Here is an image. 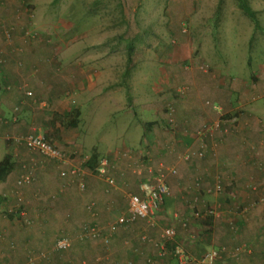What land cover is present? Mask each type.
Returning a JSON list of instances; mask_svg holds the SVG:
<instances>
[{
    "label": "crops",
    "instance_id": "1",
    "mask_svg": "<svg viewBox=\"0 0 264 264\" xmlns=\"http://www.w3.org/2000/svg\"><path fill=\"white\" fill-rule=\"evenodd\" d=\"M158 2L93 0L82 10L78 1H32L36 23L45 21L47 26L39 39L29 37L26 42L18 29L10 43H0H5L0 50V135L25 132L24 126L13 128L10 123L16 107L18 119L31 124V133L42 134L65 154L79 153L78 148L84 147L96 154V166L106 160L105 175L116 183L109 189L88 168L86 174L73 175L63 165L59 169L66 173L63 179L84 183L79 195L66 192L60 200L78 219L68 221L73 234L86 220L103 225L112 222L124 212L125 193L142 198L143 179L150 181L153 174L163 172L167 194L162 214L172 213L174 225L157 223L155 214L154 226L137 220L129 227H119L112 237L111 257L96 264H151L148 258L156 259V250L140 236L158 240L166 227L175 229L174 242L195 257L205 249L224 247L222 259L215 264H264V127L255 114L258 90L242 78L225 81L221 69L242 66L225 56L219 62L223 64L215 65L211 53L204 52L200 58L209 66L207 70L196 69L198 60L192 58L194 50L190 48L195 42L192 36L184 33L170 41L176 33L164 24L161 4L174 7L167 15L174 28L180 1ZM193 2L188 1L184 9L191 8ZM24 3L0 0V19L20 26L18 22L29 18L21 12ZM73 7L79 23L74 15L69 18ZM250 8L256 19L264 12L260 7ZM186 16L193 24L192 31L197 27L200 40L211 38L213 15L202 17L194 11ZM201 18L203 26L199 25ZM83 19H88L85 26L91 24V30L76 34ZM55 36L60 37L59 46L49 40ZM130 39L139 41L129 44ZM167 42L175 46L168 47ZM185 46L190 49L189 56ZM254 61L264 68V62ZM187 62L192 69L180 66ZM184 84L189 88L181 92ZM58 119L65 120L67 130L56 129ZM216 121H220L218 127ZM105 122L110 125L107 129L103 128ZM31 154L47 160L39 153ZM143 156L148 158V167L142 164ZM38 173L43 181L46 172ZM10 175L1 182L3 196L10 190V182L5 184ZM26 194L31 195V191ZM57 209H50L43 201L29 205L31 233L1 223L0 229L10 240L18 239V248L0 247V264L21 263L26 252L43 246L54 228L51 220L63 210ZM208 211L213 215L206 217ZM83 245L74 242L71 256L93 259L94 246L86 250ZM161 260L177 264L170 256ZM55 263L61 264V260Z\"/></svg>",
    "mask_w": 264,
    "mask_h": 264
},
{
    "label": "rangeland",
    "instance_id": "2",
    "mask_svg": "<svg viewBox=\"0 0 264 264\" xmlns=\"http://www.w3.org/2000/svg\"><path fill=\"white\" fill-rule=\"evenodd\" d=\"M8 1H14V0H8ZM25 1L24 5L21 8V12L28 15L29 18L25 19L24 21L18 22L20 26L14 25V24H7L5 20L0 19V43H10V39H6V31L8 28L13 26L15 30L20 29V32L23 31H29L30 32V39L34 37L35 40L39 39L41 33H43V29L47 27L44 25L43 22L40 21L37 22L34 19V12H33V4L32 1H78L82 4L80 6L83 10V7L86 8L87 4L90 3V1L93 0H21ZM28 1V2H27ZM31 1V4L30 2ZM159 4H161V1H175V0H158ZM180 1L178 7L175 9L176 16V24L173 28V20L169 21L168 14L169 12L173 11L174 7H169L165 5V3L161 4V7L163 9V15H164V24L165 26L168 25V28L171 30V33H176V35L172 38H170V41H175L173 38H176L178 36H184V33H187L185 35L192 36V39L194 42V45H190V48L192 51L194 50V54L192 56L193 59L198 60V64H196V69L201 68L202 70H207V67L209 66V63H204V60L200 58L202 56V53L207 51L211 53L214 57L213 63L215 65L223 64L219 62H223L224 58L223 56L227 57V60H232L238 62L241 67L232 69V70H226L221 69L220 72L223 76H225L227 79L225 81L229 82L231 79L234 78H242L245 80H248L256 87V90H258L257 96L259 97V101L255 103V109L257 110L255 112L256 115H258L259 121L261 122V125L264 127V68L257 67L256 61L254 59H259L261 62H264V19L262 14L264 12H260L257 15L258 25L259 27H254V24L251 22V20L247 17L246 14L242 12V10L239 8L238 1L237 0H178ZM188 1H194L191 4V8L188 6L187 9H184L186 5H188ZM215 2V3H214ZM243 3H247L252 8H261L264 10V0H246L242 1ZM214 4V5H213ZM31 6V11L29 7ZM249 6V8H250ZM88 7V6H87ZM60 8V4L57 6V10ZM240 10H239V9ZM251 9V8H250ZM79 10V9H78ZM178 10V11H177ZM72 11V12H71ZM69 12V18H72L73 15L75 16V19L77 20V15L75 14L74 7ZM203 16L213 15V21L211 23V30H212V36L209 40H206L198 37L197 27L194 28V31H192V23L189 24V21L187 19L186 14L191 12ZM180 12V13H179ZM31 13V15H30ZM207 14V15H206ZM171 15V14H169ZM186 16V17H185ZM179 17L181 20H179ZM185 17V18H183ZM74 18V17H73ZM216 19L218 20L216 22ZM88 19H83L81 22V25L79 24V29L82 27V30L78 29V32H75L76 34H84L86 33V29L91 30V24H88L85 26V21ZM178 25H177V21ZM203 18H201L199 25L203 26ZM70 21V20H69ZM14 22V21H13ZM78 22V20H77ZM79 23V22H78ZM10 25V26H9ZM18 26V27H17ZM173 28V29H172ZM47 29V28H46ZM202 33H204V30L200 29ZM81 32V33H80ZM170 33V34H171ZM50 37L52 34H47ZM20 36H22L20 34ZM23 38V37H22ZM24 39V38H23ZM50 42L54 46H59L60 44V37H53L49 39ZM83 42V38L79 39ZM29 41V38L26 39V42ZM87 42H90L91 39L88 38L86 40ZM139 41V39H130L128 41L129 44H133L134 42ZM191 41V44L192 42ZM209 41V42H208ZM201 42V45H200ZM5 43L3 46H0V50L5 48ZM209 43V46H208ZM84 44V42H83ZM85 45V44H84ZM168 47H174L175 44H171V42H167ZM207 48V49H206ZM213 48L214 50H212ZM217 50V53L215 54ZM185 51H187L189 56V47L185 46ZM215 51V52H214ZM208 54V53H207ZM217 57V58H216ZM220 57V58H218ZM216 58V59H215ZM3 59V58H2ZM253 60V61H252ZM216 61V62H215ZM182 68L185 69H192V65L187 63H182L180 65ZM206 66V67H205ZM222 67V66H220ZM219 68V67H218ZM260 68V69H259ZM166 72V70H165ZM227 75V76H226ZM257 84H256V83ZM203 84V83H202ZM182 85V84H181ZM188 84H184L182 88H184V91L187 90L189 87ZM209 100V99H208ZM210 103V102H209ZM208 104V103H207ZM211 106H213L211 102ZM19 112L18 110L9 118L10 120L12 117H15V122L13 123L12 127L15 128L17 126H24L25 132L23 133H17V134H11L6 133L4 135H0V160L4 157V155H10L11 162L13 165V169L11 171L10 180L6 181L5 184L10 187L9 192L6 196H3L0 193V225L1 223H10L14 228L20 227V229L26 230V232L23 233H31V218L27 212L29 205H34L38 202H44L48 204V207L53 210H58L57 208L63 209L59 217L56 218V220H51L53 229L52 231H49V238L46 240L43 246H39L35 250L26 252L25 259L21 263L17 264H56L55 261L61 260V264H96L103 259L106 260V256L111 257V252H113V249H105L100 245H93V253L94 258L91 259V257H83L82 259H75L74 256H71L74 252L73 243L74 238H77V236L80 234L81 229L76 231V234L71 233V230L68 229L69 222L68 221H78L77 218H74L73 215H70V211L68 209H64L62 204L60 203V200L62 199V196L66 192H75L79 195V192H82L79 190L77 182L73 181L71 182L70 178L63 179L61 176L59 177V169L61 168V165L59 163L56 164V162H50L41 158H38L37 155L31 154L27 149H25L24 146L18 145L16 143L9 144L11 142H5L1 138L5 136H13V137H19L28 135L31 133V124H27L25 121L19 120L18 118ZM56 129H60V127L63 128V131L67 130L66 122L65 120L58 119L56 123ZM110 125H107L106 122L103 126L104 129H107ZM35 126H33L34 128ZM43 128V127H41ZM55 129V130H56ZM54 130V132H55ZM261 131L264 133V128L261 129ZM55 135V133H54ZM65 135V134H64ZM99 135V134H96ZM58 136V135H56ZM56 147V146H55ZM81 149V150H80ZM78 148L79 154L75 157H71L66 164L63 166L66 167V169L69 170V174H71V171L73 169L78 170L80 174L88 173L86 170L85 163L88 162V160L91 157L92 150L87 148ZM128 151V150H124ZM122 151V153L124 152ZM130 154H132V151L130 150ZM38 158V159H37ZM36 164V165H33ZM33 166V168H32ZM32 171V182L30 185H25L23 187H18L16 185L17 179L25 174L29 173L31 174ZM38 171H44L46 172L45 179L43 181L38 179ZM94 178L97 176L90 172ZM43 175V174H41ZM98 178V177H97ZM96 178V179H97ZM2 183L0 182V187ZM17 191V193L15 192ZM27 192L31 191V195L26 194ZM63 194V195H62ZM264 203V197H262L261 200ZM164 208L156 214V220L157 223L160 221L161 223L167 222L169 224L164 225H174V216L173 214H162L164 212ZM22 212V215L20 214ZM66 212V214H65ZM162 214V215H161ZM159 215V216H158ZM61 218V221L58 222V220ZM155 220V221H156ZM56 221V222H55ZM55 222V223H54ZM58 222V223H57ZM57 223V225H56ZM80 224V223H79ZM80 228V227H78ZM0 247L2 249H15L18 248L17 240H10L9 236L6 235V231L0 229ZM22 230L17 232L20 233ZM10 232V231H8ZM74 232V231H73ZM187 233V232H186ZM66 234L71 241L70 247L67 249L62 256L57 252L56 248V238L61 235ZM24 246V245H23ZM86 250L92 249V245L86 244L83 245ZM184 248V247H183ZM215 248V247H212ZM199 249V248H198ZM211 249V248H209ZM208 249V250H209ZM205 249V251H208ZM85 251V250H84ZM1 255V254H0ZM76 256V255H75ZM79 258V255L76 257ZM84 259V260H83Z\"/></svg>",
    "mask_w": 264,
    "mask_h": 264
},
{
    "label": "built area",
    "instance_id": "3",
    "mask_svg": "<svg viewBox=\"0 0 264 264\" xmlns=\"http://www.w3.org/2000/svg\"><path fill=\"white\" fill-rule=\"evenodd\" d=\"M5 31V38L10 40L13 39L15 28L11 26ZM21 35L25 40L31 36L30 32L26 30L23 31ZM36 36L37 35L34 37ZM27 95H30V93H27ZM17 109L16 107L14 108V113L17 111ZM11 121L15 122L14 116L12 117ZM219 124L220 121H216L215 126L218 127ZM3 141L22 145L29 152L39 153L45 159L55 161L56 164L59 163L60 165L66 164V162L71 157H75L79 154L78 151H72L71 154L67 155L49 143L42 134L34 132L19 137L5 136L3 137ZM187 158V156L184 157V159ZM106 168L107 162L103 159L95 167L93 173L102 179L107 187L113 188L116 185L115 180L105 175L107 171ZM71 173L74 174L79 172L78 170L73 169ZM59 174L61 177H64L66 173L65 171H60ZM31 182L32 176L29 172L21 175L17 179L16 185L18 187H23L25 185H30ZM78 188L83 190L84 183L79 182ZM140 189L144 194L142 198L136 194L125 193L124 212L120 213L114 218L112 222H109L106 225V232H103V228L100 226H84L81 228L80 237H88L93 240L100 239L105 245H107L109 238L119 227H126L135 223L137 220H144L150 226H154L156 224V221L154 220L155 214L162 210L161 207L164 196L167 194V186L163 182V172L158 171L151 181L143 183L140 186ZM91 208V205L86 206V209L89 212L92 211ZM20 214L22 215V212ZM205 214L207 216H212L213 212L208 211ZM160 235L161 238L158 240H152L148 235L145 234L140 236V240L142 242L150 243L156 250L155 258L159 260V262L156 263V259L148 258V262L151 264H165L162 260L160 261V259L165 256L172 257V259H174L177 264H215L217 261L222 259V255L225 253L224 248H211L208 251L203 252L201 256L195 257L186 251L182 246L174 242L176 231L173 227H166L162 229ZM70 244V238L66 234H61L56 240V248L58 250H67L70 247ZM169 244L171 245L170 247H168ZM128 264H132V262H128Z\"/></svg>",
    "mask_w": 264,
    "mask_h": 264
},
{
    "label": "trees",
    "instance_id": "4",
    "mask_svg": "<svg viewBox=\"0 0 264 264\" xmlns=\"http://www.w3.org/2000/svg\"><path fill=\"white\" fill-rule=\"evenodd\" d=\"M239 3V8L242 10V12L244 14L247 15V17L253 22L254 24V27H259V23L257 21V19L255 18V14L254 12L249 8V5L246 3H243L242 1H246V0H237ZM216 21H218L216 19ZM141 159V158H140ZM142 164L145 165V167H148V158L143 156L142 159ZM96 164H97V156L96 154H92L90 159L88 160V162L85 163V166L89 169L90 172H94V169L96 167ZM13 169V165H12V162H11V157L10 155H4V157L0 160V182H4L7 178V176L11 173ZM155 176V174H153L150 178L152 179L153 177ZM147 177L145 179H143L144 183L146 182H150L149 180H146ZM110 187H108L109 189ZM164 199H165V196H164ZM164 205V200H163V204L162 206ZM163 208V207H161ZM209 217V216H207ZM89 220H86V222L82 223L81 226H78L80 228H78V230H80L82 227L84 226H100L101 228H103V232H106L107 230L105 229L106 225L108 224H100L96 221H90V222H87ZM134 224V223H133ZM132 225V224H131ZM130 225L126 226V227H129ZM81 233V232H80ZM115 234L113 233L112 236L109 238V241H108V244L105 245L100 239H90L88 237H80V234L77 236V238H74V242H79V243H82V244H87V243H96L97 245H100L102 246L103 248L105 249H109L111 248V241H112V237L114 236ZM60 236V235H59ZM59 236L56 238V240L59 238ZM74 244V243H73ZM171 245L169 244L168 247H170ZM218 248V247H217ZM221 248H224V247H221ZM69 252L71 251V249H68ZM66 250H57V252L62 256V254H64ZM223 257V255H222ZM220 261V260H219ZM102 262V261H100ZM98 262V263H100Z\"/></svg>",
    "mask_w": 264,
    "mask_h": 264
}]
</instances>
